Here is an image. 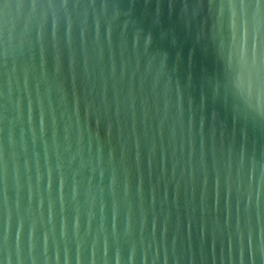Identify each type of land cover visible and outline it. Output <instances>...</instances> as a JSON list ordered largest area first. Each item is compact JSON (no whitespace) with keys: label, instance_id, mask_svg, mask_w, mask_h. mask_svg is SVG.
<instances>
[{"label":"water","instance_id":"95a60500","mask_svg":"<svg viewBox=\"0 0 264 264\" xmlns=\"http://www.w3.org/2000/svg\"><path fill=\"white\" fill-rule=\"evenodd\" d=\"M0 264H264V0H0Z\"/></svg>","mask_w":264,"mask_h":264}]
</instances>
